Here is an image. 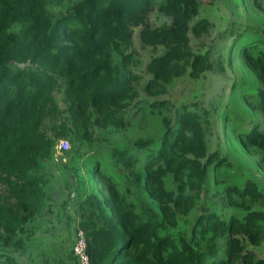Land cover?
I'll list each match as a JSON object with an SVG mask.
<instances>
[{
	"label": "trees",
	"instance_id": "16d2710c",
	"mask_svg": "<svg viewBox=\"0 0 264 264\" xmlns=\"http://www.w3.org/2000/svg\"><path fill=\"white\" fill-rule=\"evenodd\" d=\"M245 1L236 0V7L253 10L243 7ZM155 7L168 24H150ZM259 11L257 25L237 31L227 48V59L234 50L254 78L233 84L232 107L222 117L237 108L264 123V8ZM209 26L200 18V0H0V264H17L15 253L34 234L50 195L44 161L58 143L70 138L73 152L81 153L93 145L97 129L128 126L139 96L127 72L133 28H141L143 45L163 48L147 65L151 77L144 87L157 96L186 73L198 79L215 68L210 51L190 46V33L198 36ZM167 106L151 103L162 131L157 139L138 138L135 154L121 144L108 156L87 158L89 178L79 177L74 198L89 213L80 227L92 264H264L251 249L264 241V185L246 181L227 188L238 208L228 218L207 212L186 220L207 189L209 167L224 160L209 149L211 110L183 105L172 116L163 112ZM227 129L264 167V124ZM71 164L64 165L78 175ZM115 166L131 170L124 179L143 194L131 198L114 178ZM96 177L100 188L92 184Z\"/></svg>",
	"mask_w": 264,
	"mask_h": 264
},
{
	"label": "rangeland",
	"instance_id": "374dc122",
	"mask_svg": "<svg viewBox=\"0 0 264 264\" xmlns=\"http://www.w3.org/2000/svg\"><path fill=\"white\" fill-rule=\"evenodd\" d=\"M235 2L236 0H200V18H207L210 21V26L198 36L190 33V46L194 52L210 51L215 68L204 73L198 79L190 77L188 73L184 74L175 79L168 87L167 92L162 95L151 96L146 93L144 87L151 77L147 65L153 57L162 54L163 48L143 45L139 38L141 28H133V60L130 61L127 72L131 75L134 88L139 94L136 100L137 105L134 107L136 111L135 113L133 110L129 111L126 117L129 123L126 128L109 131L97 129L93 145L84 146L81 148V153L73 152L72 139L69 138L66 139L68 143L61 140L55 149L54 156L44 161L45 173L49 178L63 180L65 185L70 186L50 187L52 194H48L44 207L49 209V215H52L48 227L53 230L34 236L28 244L27 253L21 255L23 258L17 254L19 264H63V260L69 258L66 254L70 252V247H73V239L75 242L76 234L74 236L73 232L89 215L88 211H82L78 207L73 197L76 194L74 189L79 177L84 181L89 178L85 167V164H88L87 158L91 156L93 159H97L98 156H108L107 153L110 149L118 148L121 144L135 154V141L138 138L157 139L162 131V126L151 107V103L155 101H166L168 106L162 108L163 112L166 114L172 112V116L174 110L183 105L193 109L212 111V124L207 134V141L210 152H220L221 159L224 161L216 168L212 165L209 167L207 189L197 201L196 207L190 215L186 216L189 223L200 213L217 212L220 216L228 218L237 212L238 208L231 205L225 195V190L235 183L251 181L264 185V167L256 166L254 152L242 149L238 139L232 136L230 129H227V126L232 123L235 128L243 129L251 127L254 123L264 124L262 116L252 119L240 109L235 108L230 118V113L222 117L224 109L226 108L225 111H227L228 105L232 107L229 101L233 84L240 85L245 79L254 78L244 67L239 56L233 53L234 50L231 51L230 61L227 59V48L237 36V31L257 25L262 17L261 15L257 17L255 14L262 12L259 10L264 8V5L260 4L252 6V2L247 0L243 7L253 10L241 11L236 7ZM169 21L164 14L158 11L157 7L153 8L149 16L151 25L161 26L168 24ZM56 98L60 107L65 109L66 105L62 101V95L56 94ZM224 126H226L225 129ZM143 151H140L139 154L142 163L145 158ZM95 152L98 153L97 156H94ZM79 154H81L80 157ZM68 163H72L69 168H79L78 175L77 172L67 169L68 167L65 165ZM112 170L115 173V179L121 178L123 190L130 189L131 198L135 197L137 193L143 194L140 185L134 186L133 183L129 184L124 179L128 173L131 175V170L121 166H115ZM105 172L110 174V169H106ZM131 178L134 180V176ZM89 184L86 183L87 187ZM92 184L100 188L101 180L97 177L93 178ZM104 195L106 192L102 190V196ZM144 196L146 195L144 194ZM61 202L64 203V206H57V203ZM67 206H69L68 209ZM65 210L72 213L71 220L64 216ZM63 222H66L70 228L66 227L64 230L61 226ZM57 228L59 229L58 233L56 232ZM54 231L55 233H53ZM251 249L255 251V254L263 257L264 241L261 242L260 247L252 246ZM71 259L75 263L72 249Z\"/></svg>",
	"mask_w": 264,
	"mask_h": 264
},
{
	"label": "crops",
	"instance_id": "0c3cea01",
	"mask_svg": "<svg viewBox=\"0 0 264 264\" xmlns=\"http://www.w3.org/2000/svg\"><path fill=\"white\" fill-rule=\"evenodd\" d=\"M61 186H70V185H65L64 184V181L63 180H60V179H54V180H49L48 181V183H47V185H46V189H48V191H49V193H50V195L52 194V192L50 191V187H58V188H60ZM54 196H55V194H54ZM74 197V196H73ZM71 200V199H70ZM59 205H62V206H64V203H57V206H59ZM70 206V205H69ZM69 206H67V209L69 208ZM66 209V210H67ZM65 210V213H64V216H66L68 219H70L71 220V217H72V213L71 212H67ZM49 212H50V210L49 209H45V207L43 208V213L39 216V217H37V219H36V222L34 223V225H33V228H34V234H33V236L31 237V239H30V241L33 239V237L35 236H37L39 233H48V232H50L51 230H53V229H51V228H49L48 227V223H49V221H51L50 219V217H52V215H49ZM70 220H68V221H70ZM52 225V224H51ZM63 228H64V230L66 229V227H69L70 228V226L69 225H67L66 224V222H63V224L61 225ZM47 227V228H46ZM78 227H80V224H79V226ZM78 227H76L75 228V230L78 228ZM58 229V228H57ZM58 231H59V229L56 231L57 233H58ZM53 233H55V231L53 232ZM75 234H76V231L75 232H73V235L75 236ZM74 236H73V238H74ZM29 244V243H28ZM73 244H74V239H73ZM72 244V245H73ZM29 246V245H28ZM28 246H27V248L26 249H24V250H22V251H19V252H17L16 254H15V258H16V260H17V263L19 264L20 262H18V255H22V254H26L27 253V250H28ZM71 247H70V252L68 253V254H66V256H68L69 258H66V259H64L63 260V264H76V261H75V263L73 262V260L71 259ZM18 254V255H17ZM17 255V256H16ZM21 258H23V256H21ZM75 260V259H74Z\"/></svg>",
	"mask_w": 264,
	"mask_h": 264
},
{
	"label": "built area",
	"instance_id": "2783aa9c",
	"mask_svg": "<svg viewBox=\"0 0 264 264\" xmlns=\"http://www.w3.org/2000/svg\"><path fill=\"white\" fill-rule=\"evenodd\" d=\"M87 239L81 227L77 228L75 242L72 247V255L76 264H92L91 258L87 253Z\"/></svg>",
	"mask_w": 264,
	"mask_h": 264
}]
</instances>
